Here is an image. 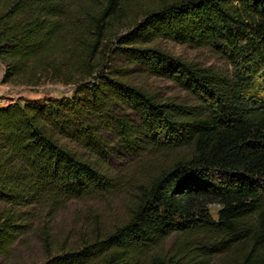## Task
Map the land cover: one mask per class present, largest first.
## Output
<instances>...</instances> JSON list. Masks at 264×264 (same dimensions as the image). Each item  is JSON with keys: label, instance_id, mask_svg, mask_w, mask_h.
Masks as SVG:
<instances>
[{"label": "trees", "instance_id": "1", "mask_svg": "<svg viewBox=\"0 0 264 264\" xmlns=\"http://www.w3.org/2000/svg\"><path fill=\"white\" fill-rule=\"evenodd\" d=\"M139 3L141 20L118 41L142 45L118 48L194 103L156 100L104 62L108 22ZM157 38L207 46L236 71L143 46ZM0 73L75 84L70 96L0 105V258L32 209L127 192L122 221L102 229L88 218L75 248L41 264H202L218 254L221 264H264V0H0ZM119 153L134 161L131 176L113 172Z\"/></svg>", "mask_w": 264, "mask_h": 264}, {"label": "rangeland", "instance_id": "2", "mask_svg": "<svg viewBox=\"0 0 264 264\" xmlns=\"http://www.w3.org/2000/svg\"><path fill=\"white\" fill-rule=\"evenodd\" d=\"M144 11L145 4L139 3L119 12L108 22L106 32L100 42L101 47H104V62L112 66L111 69L119 70L116 77L143 88L156 100L194 103L195 99L188 91L172 80L151 74L142 66L134 63L126 53L118 48L142 45L141 42L119 43L118 38L131 31L134 23L141 20ZM143 46L156 47L183 61L192 62L200 67H210L230 77L236 71L233 64L223 54L207 46H195L163 38H157ZM74 88L75 84L61 82L41 81L36 85L3 82L0 73V105L18 98L41 99L70 96ZM122 114L132 117L129 111L122 110ZM106 138L112 145L116 142L113 137ZM134 166V161L123 154L119 153L114 156L112 165L114 173L125 177L131 176L136 171ZM127 194V192H118L101 199H71L59 206L48 204L32 209L30 218L25 222L28 225V231L10 248L7 255L0 258V264H41L49 254L75 248L87 235L88 218L96 221L102 229L111 228L124 219ZM218 209L219 205L216 203L207 205V211L213 219L217 218ZM173 243L174 238H168L164 243V248L170 250ZM221 259L222 255L218 254L204 260L202 264H221Z\"/></svg>", "mask_w": 264, "mask_h": 264}]
</instances>
